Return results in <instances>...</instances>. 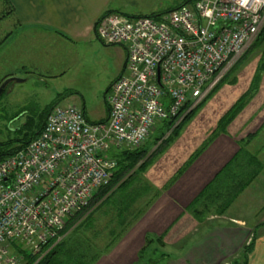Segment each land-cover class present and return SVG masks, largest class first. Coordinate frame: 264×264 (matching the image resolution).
<instances>
[{"label":"built area","instance_id":"obj_1","mask_svg":"<svg viewBox=\"0 0 264 264\" xmlns=\"http://www.w3.org/2000/svg\"><path fill=\"white\" fill-rule=\"evenodd\" d=\"M264 25V0H196L156 14L104 13L97 34L126 49L103 121L56 103L37 137L0 160V264L41 258L68 218L109 182L114 148L140 145L189 100L203 99ZM183 112L177 121L184 114Z\"/></svg>","mask_w":264,"mask_h":264},{"label":"rangeland","instance_id":"obj_2","mask_svg":"<svg viewBox=\"0 0 264 264\" xmlns=\"http://www.w3.org/2000/svg\"><path fill=\"white\" fill-rule=\"evenodd\" d=\"M182 1L153 0V6L158 9L170 8ZM19 22L11 1L0 0V84L10 76L25 78L24 81L11 80L0 96V140L15 137L28 113L38 119V112L52 102L76 103L80 107L85 106L91 117L101 116L107 107L105 92L121 69L116 45L104 43L93 31L74 42L41 36L28 43L24 42V37L18 42L20 45L17 43L15 46L12 40L14 30L28 28ZM30 43L31 51L24 53L23 50H27ZM28 56L34 57V61H31L35 68L20 66ZM217 83L176 133L171 128L162 135L154 128L141 143L147 146L146 155L129 171L128 174H136L127 191L132 190L133 186L140 188L143 185L144 195L138 197L121 217L117 215L119 204L114 198L118 193H113L114 187L93 202V195L99 187L84 208L68 218L81 213L77 223L68 230H65V224L62 232L68 240L73 229L82 223L75 239L79 243L74 248L77 254L79 250L85 252L90 264H96L102 256L122 246L126 234L145 218L153 205L158 204L161 195L171 192L184 177L196 181L193 183L196 192L183 209L194 217L196 225L185 232L175 246L183 247L194 234L202 237L207 230L221 227L220 224L235 225L239 223L238 216L249 218L253 214L255 203L253 207L249 203L253 200L259 203L261 195H252L253 180L264 169V25L238 63ZM70 89L75 92L65 95ZM238 100L243 101V107L238 112H230ZM256 117L263 120L251 125ZM225 152L232 154L223 163L221 160ZM248 152L258 157L263 165L227 208L220 207V200L207 210L201 195L208 191L213 193V189L223 180L221 171L224 166L240 165ZM144 163L147 164L141 169ZM235 169L236 172L239 167ZM217 175L219 179L213 184L216 186L209 190V184ZM162 178L164 183L161 182ZM145 184L150 185V191ZM110 195V200H105ZM152 235L155 232L147 231L140 250L147 248L149 254L152 251L161 253V245ZM167 249L174 251V248ZM142 261L146 264L145 257ZM166 261L164 258V264ZM232 261L223 263L231 264Z\"/></svg>","mask_w":264,"mask_h":264},{"label":"crops","instance_id":"obj_3","mask_svg":"<svg viewBox=\"0 0 264 264\" xmlns=\"http://www.w3.org/2000/svg\"><path fill=\"white\" fill-rule=\"evenodd\" d=\"M10 1L12 10L20 21L19 23L28 27L27 29L14 30L12 40L15 46L21 39L24 40V37L26 38L24 42H33L41 36L69 42L82 39L95 31V21L108 8L135 14H147L152 11L166 9L154 8L153 0ZM31 44H29L27 50H23L24 53L28 54L31 51ZM116 48L120 56L121 69L115 77L123 70L127 56L126 49L122 45H116ZM31 59L34 61V57L28 56L26 62L20 66L25 69H29V67L35 68V64ZM85 111L90 119H100L108 115V105L104 113L98 117H91L86 108ZM262 120L256 117L251 125L258 124ZM231 154L225 152L221 161L224 163ZM263 177L264 169L253 180L252 195H261L258 199L260 200L259 203L254 200L249 203L252 207L255 203L254 212L249 218L238 216L239 223L235 225L229 223L220 224L221 227L207 230L208 232L202 237H196V234H194L185 246L177 247L175 244L182 239L183 234L196 225L194 217L190 213L183 211L184 204L188 203L196 192V185L193 184L196 181H190L188 177L182 178L181 183L179 182L180 184L175 188L173 187L171 192L168 191L162 194L157 201L158 204L153 205L151 207L152 210H149L145 218L141 219L133 230L131 229L126 234L123 240L124 244L102 256L96 264L135 263L139 259V251L146 240L147 231L155 232V235L152 236L157 243H160L161 253H154V251L151 252L152 254L145 253L142 257H145L146 264H164V258L167 260L165 264H226L223 262L232 261L234 258L241 259V251L251 237L255 239L254 247L249 254L247 264H264ZM163 181L164 178L161 179V182ZM159 236L162 237V241L158 238ZM163 239L165 243H163ZM167 247L174 248V251H170ZM148 257L159 258L148 261ZM142 259L137 264H143ZM206 260L209 261L207 262Z\"/></svg>","mask_w":264,"mask_h":264},{"label":"trees","instance_id":"obj_4","mask_svg":"<svg viewBox=\"0 0 264 264\" xmlns=\"http://www.w3.org/2000/svg\"><path fill=\"white\" fill-rule=\"evenodd\" d=\"M195 1L196 0H183L178 5H181L183 3H194ZM166 9H169V8H166ZM109 11H117V10L113 8H108L95 21L94 30L97 36H98L97 22L104 13L109 12ZM123 12H126V11H123ZM158 12L159 11H152L147 14H156ZM238 61L232 67H234L238 63ZM226 73L223 75V77L226 75ZM110 85L105 92L106 103L108 105V115H109L110 107H109V102L107 100V93H108V90L110 89ZM72 92H75V91L70 89L68 90V93H66L65 95H68ZM210 92L204 98H206L210 94ZM204 98L194 105H193V100L187 101V103L184 105V107L182 108L178 116L174 118L162 120L159 124L156 125L155 129H157L158 132L162 133V135L167 131V129H171V128L172 129L174 128V133H176L178 129H180V126L184 122V120L187 119L194 111H196V109L200 106ZM242 102L243 101L238 100V102H236V104H234V106L230 109V112L232 113L238 112L243 107ZM54 104L56 103L52 102L48 107L38 112L40 113L38 119H35L33 114L28 113V117L26 121L24 122V124L19 129H17L18 133L15 137H10L5 140H0V160L7 157L10 154H13L18 149L24 147L28 142H30L32 139L38 136V134L40 133V131L42 130L45 124L48 113L50 112ZM81 108L83 109L85 115L88 117L85 111V107L83 106ZM185 111L186 113L184 114V116L179 121H177L180 115ZM108 115L100 119H96V120L103 121L108 118ZM146 148H147L146 145L140 144L132 148H129V147L114 148L110 151V155L115 157V159L117 160V164L113 170V174L109 182L106 183L105 185L100 186V188L93 195L95 196V198L92 199L93 202H96L100 197L105 195L107 191H109L110 188L114 187L113 193H118V194L115 196V198L114 197L113 198H114V201H116L117 204H119V207H117V210H118L117 215L121 217L124 211L127 210L133 203H135L138 197H140L141 195H144L142 193L143 185L140 188L139 186H133L131 187L132 190L130 191H127V189H128L129 184L132 182V177L134 178V175L136 174V172L132 174H128V173L146 155L145 154L147 151ZM146 164L144 163L142 166H140V168L141 169L144 168ZM262 165L263 164L258 159V157L249 154V152L246 155V158L242 159V163L240 165L232 166V164H228V165L226 164L223 170L221 171V174H223V177H222L223 180L217 186L213 185L214 182H216L219 179L217 175L215 177V180L209 184V190L210 189L212 190V188L216 186L213 189L214 190L213 193H210L208 191L207 193L203 195L200 194L202 196V202H205V205L207 206V210L209 209V206L212 207L213 203H219L220 200H222L220 207L222 209L227 208L231 204V202L234 200V198L240 193V191H242V189L247 184H249V182L253 179V176L257 173V169H260ZM236 167H239V169L238 171L235 172ZM249 173H250V176H249ZM220 184L222 186L221 188H219ZM145 186H147L146 189L148 188L150 191V185L145 184ZM112 195L107 196L105 200L107 201L110 200ZM80 214L81 213L79 212V214H77L76 217L75 216L71 217L66 222L65 230L70 229L72 226H74L75 223H77ZM89 219H90V216L88 217V220ZM80 224L82 225V223ZM80 224L78 225L79 227L77 226V228L75 229L72 228L73 231L71 232L72 234L69 236L68 240L65 239V236H64L56 245H54V247L48 253H46L44 256H42L39 259L38 257L28 254L26 256V260L24 264H90L86 253L83 252L82 250H79V253L77 254L74 248V246L77 243H79V242H76L75 239H76V235L80 233V230L82 227ZM254 240H255L254 237H252L251 240L247 244H245V246L243 247L241 251V255H242L241 259L239 258L234 259L231 264H247L248 263L249 254L253 250V247H254ZM146 250H144L143 248L139 251V260L133 264H137L142 258H144L142 256L145 255V253H147ZM157 259L158 258H149L148 261L157 260Z\"/></svg>","mask_w":264,"mask_h":264},{"label":"water","instance_id":"obj_5","mask_svg":"<svg viewBox=\"0 0 264 264\" xmlns=\"http://www.w3.org/2000/svg\"><path fill=\"white\" fill-rule=\"evenodd\" d=\"M25 78L24 77H19V76H10L7 77L1 84H0V96L4 92L6 85L11 81V80H17V81H23Z\"/></svg>","mask_w":264,"mask_h":264}]
</instances>
